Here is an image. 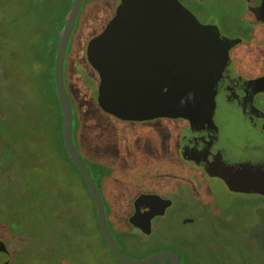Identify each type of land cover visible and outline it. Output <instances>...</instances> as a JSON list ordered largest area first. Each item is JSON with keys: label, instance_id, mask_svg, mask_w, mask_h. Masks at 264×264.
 <instances>
[{"label": "rangeland", "instance_id": "374dc122", "mask_svg": "<svg viewBox=\"0 0 264 264\" xmlns=\"http://www.w3.org/2000/svg\"><path fill=\"white\" fill-rule=\"evenodd\" d=\"M118 1L83 0L66 48L63 80L73 143L90 169L121 253L131 260L173 251L190 255L193 264H264V189L252 190L244 174L226 172L221 158L200 166L186 161L181 150L192 129L185 118L118 119L98 104L99 75L86 46L104 29ZM207 1L208 10L237 22L243 0ZM68 2L0 0V66H7L11 76L0 83V171L10 173L8 184L0 182L5 233L0 239L15 231L12 219L24 227L18 230L20 245L11 264H120L98 232L92 200L62 145L51 65L55 29ZM256 33L264 37V27ZM247 44L238 47L245 55L236 52L246 62ZM142 193L173 201L164 217L153 221L149 235L127 221ZM194 218V224L183 223Z\"/></svg>", "mask_w": 264, "mask_h": 264}, {"label": "water", "instance_id": "95a60500", "mask_svg": "<svg viewBox=\"0 0 264 264\" xmlns=\"http://www.w3.org/2000/svg\"><path fill=\"white\" fill-rule=\"evenodd\" d=\"M82 1L73 0L54 62L64 147L82 174L94 203L99 230L116 261L120 264H153L167 259L170 264H180L173 251L157 252L141 260L128 259L121 253L108 227L101 195L74 146L72 111L64 86L63 64ZM247 2L248 8H252L253 0ZM260 8L253 11L261 20ZM228 44L216 29L201 25L178 0H119L113 17L86 46V54L99 75L98 104L118 119L185 118L192 129L181 150L186 161L205 165L221 158L227 163L226 172L249 170L254 159L241 158L242 151L235 153L242 148L243 140L234 134L228 120H222L226 116L223 106L233 77ZM255 112L264 118V114ZM189 145L192 149L204 150L203 158L190 152ZM211 149L216 151V155L211 154L212 159L208 154ZM171 203L170 199L155 194H141L133 202L134 212L128 223L147 234L151 219L162 216ZM192 221L186 219L183 223ZM0 252L8 254L2 242ZM7 261V256L0 259V263Z\"/></svg>", "mask_w": 264, "mask_h": 264}, {"label": "flooded vegetation", "instance_id": "af4514ba", "mask_svg": "<svg viewBox=\"0 0 264 264\" xmlns=\"http://www.w3.org/2000/svg\"><path fill=\"white\" fill-rule=\"evenodd\" d=\"M178 1L188 11H190L192 15H194V17L198 20V22L201 25L207 27H213L219 32V34L222 37L228 40L229 43L228 57L232 64L233 77L230 81L229 89L226 93L227 99L225 101V105L223 106V111L225 110L226 116L223 117V119L222 118L221 119L224 121L228 120L230 123V127L234 130V134H237V136H239V138L243 140L242 148H239V151H235V153L238 154V152L242 151L243 155L240 156L241 158L250 157V159H254L255 161L249 170L237 174H244L243 175V177L245 178L244 181L247 182L249 180L251 182V183L249 182L248 185L251 187L252 190L264 189V118H261L255 112V111H259L260 113L264 114V37L259 36L256 33L257 28L264 27V0H253V2L251 0L253 7L250 9L248 8L247 0H243L241 4V13H240L241 15L239 14V16L236 18L237 22H235V19L231 20V18H229L221 11L216 12V11L208 10L207 5L209 4H207V2L209 3L210 1L207 0H186V2H183L181 0ZM257 7H261L259 11L257 10L258 12H260L259 16L261 17V20L255 15L253 11V9ZM245 42H248V44H247V48H245L244 51L246 52V55L250 57V61L247 62L240 59V57L238 58L236 54V52H240L238 51V47L241 46L242 44H245ZM240 53L241 55H245V53L242 52ZM241 66H243L244 69ZM7 71H9L7 66L6 69H4L3 64H1L0 83L2 85L3 83L6 84L7 82L10 81L11 76L7 75ZM242 71H244V73H242ZM53 78H54V69H53ZM253 80H258V82L254 84L252 83L249 84V82ZM54 86H55V82H54ZM0 90L4 91L1 88ZM7 98L9 100L10 97L7 95ZM8 100H7L5 119L6 118L8 119L9 117V113L7 112ZM3 103H4V99H1V104ZM3 110L4 109L0 106V111ZM216 122L218 121L216 120ZM8 126L10 129L11 127L9 124ZM206 144H207L206 142H203V146H206ZM214 151H215L214 149H211L208 152V154H210V158H211V154H213ZM190 152H192L194 155L198 156L199 158L201 157V154H205L204 150H196L192 148H190ZM82 160L84 161L85 165L88 168L86 161L83 158ZM70 161L73 164L75 171H77L76 173L77 176L80 178L82 182L85 183L82 174L77 168V166L74 164V162L71 159ZM88 170L90 172L89 168ZM233 173L236 172L234 171ZM9 174H10L9 169L2 168V170L0 171V182L4 186L9 183L10 180ZM235 183L237 189H240L242 191L244 190L245 187L241 184L239 185V182L237 180L235 181ZM233 187L235 188V185H233ZM4 191L5 189H2V193ZM142 194H152V193H142ZM137 197H135V199ZM161 198L170 199L164 197ZM171 202L173 203L172 200ZM171 206L165 210L162 216H156L153 219H151L149 233L145 234L140 229L138 228L136 229L145 235L151 234L153 228V221L156 219L163 218L165 213L169 210V208H171ZM133 212H134V207H132L131 214L128 217H130ZM11 224L15 228V231L6 232V234L8 233V236H6V241L0 239V242H2L5 245L8 251V254L0 252V259L3 260L7 256L8 261L0 264H11L12 260L17 257L16 248H19L20 245V240H19L20 237L18 236L17 233L20 228L21 229L24 228L22 226L23 221H21L19 225L18 218L16 220L12 219ZM3 233L4 231L2 232L0 229V236L1 234L3 235ZM99 234L100 236H102L100 230H99Z\"/></svg>", "mask_w": 264, "mask_h": 264}, {"label": "trees", "instance_id": "16d2710c", "mask_svg": "<svg viewBox=\"0 0 264 264\" xmlns=\"http://www.w3.org/2000/svg\"><path fill=\"white\" fill-rule=\"evenodd\" d=\"M72 3H73V0H69V2H68V6H67V10H66V12H65V14H64V18H63V21H62V23H61V26H60V28H59L58 30L55 29V31H57V33H56V38H55L56 41H55V49H54V52H56V49H57V46H58V42H59V39H60V36H61L60 33H62L61 31H62V29H63V27H64L65 19H66L67 15H68V12H69L70 9H71ZM59 25H60V24H59ZM54 60H55V55H54V57H52V65H51L52 69H53V66H54ZM53 84H54V81H53ZM55 94H56L57 103H58V106H59L60 112H61V114H62L61 107H60V103H59V99H58V96H57L56 91H55ZM62 145H63V139H62ZM63 149H64V151H65L64 145H63ZM65 154L67 155L66 151H65ZM67 157H68V155H67ZM68 158H69V157H68ZM69 159H70V158H69ZM93 181H94V180H93ZM94 183H95V182H94ZM83 184H84V186H85V188H86V190H87V192H88V189H87L86 184H85L84 182H83ZM95 185H96V184H95ZM88 194H89V192H88ZM89 196H90V195H89ZM90 199L92 200L91 197H90ZM92 203H93V201H92ZM93 205H94V203H93ZM93 217H94V220H95V222H96L95 207H94V214H93ZM196 221H197V218H194L192 224H194V222H196ZM96 227H97V229H98L97 222H96ZM98 232H99V229H98ZM101 238H102L103 242L106 244V242H105V240L103 239L102 236H101ZM116 243H117V242H116ZM106 246H107V248L109 249V247H108L107 244H106ZM109 251H110V254L112 255V257L114 258V256H113V254H112V252H111L110 249H109ZM189 256H190V255H188V254H187V255L184 254L182 257H180L179 254H178V257H179V260H180V264H193L195 260H190V261H189V259H188ZM114 259H115V258H114ZM115 260H116V259H115ZM168 264H170V262H169Z\"/></svg>", "mask_w": 264, "mask_h": 264}]
</instances>
